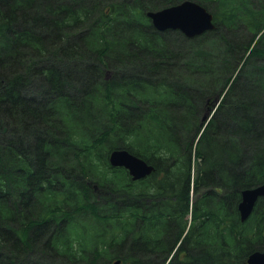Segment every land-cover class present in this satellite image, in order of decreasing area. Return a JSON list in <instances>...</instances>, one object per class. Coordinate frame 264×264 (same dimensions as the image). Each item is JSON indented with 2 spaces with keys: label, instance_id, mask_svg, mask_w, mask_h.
<instances>
[{
  "label": "trees",
  "instance_id": "16d2710c",
  "mask_svg": "<svg viewBox=\"0 0 264 264\" xmlns=\"http://www.w3.org/2000/svg\"><path fill=\"white\" fill-rule=\"evenodd\" d=\"M180 1L0 0V264L264 250V197L238 208L264 182V0H195L215 29H156L147 12ZM116 148L154 170L133 180Z\"/></svg>",
  "mask_w": 264,
  "mask_h": 264
},
{
  "label": "water",
  "instance_id": "95a60500",
  "mask_svg": "<svg viewBox=\"0 0 264 264\" xmlns=\"http://www.w3.org/2000/svg\"><path fill=\"white\" fill-rule=\"evenodd\" d=\"M147 15L156 29L161 31L179 29L188 37L197 36L215 28L213 13L194 0H182L174 5L149 10ZM210 117L211 110L208 109L202 120L207 121ZM109 160L113 166L126 167L134 180L143 178L154 170V166L145 159L123 148L113 149ZM263 196L264 182L242 191V199L238 206L242 221L251 215L257 200ZM120 262L116 260L113 264H120ZM247 264H264V250H255L250 253Z\"/></svg>",
  "mask_w": 264,
  "mask_h": 264
},
{
  "label": "rangeland",
  "instance_id": "374dc122",
  "mask_svg": "<svg viewBox=\"0 0 264 264\" xmlns=\"http://www.w3.org/2000/svg\"><path fill=\"white\" fill-rule=\"evenodd\" d=\"M157 10V9H156ZM176 30H179V29H176ZM182 32V31H181ZM183 33V32H182ZM184 34V33H183ZM186 45H188V44H186ZM36 93V92H35Z\"/></svg>",
  "mask_w": 264,
  "mask_h": 264
},
{
  "label": "flooded vegetation",
  "instance_id": "af4514ba",
  "mask_svg": "<svg viewBox=\"0 0 264 264\" xmlns=\"http://www.w3.org/2000/svg\"><path fill=\"white\" fill-rule=\"evenodd\" d=\"M240 216H241V214H240Z\"/></svg>",
  "mask_w": 264,
  "mask_h": 264
}]
</instances>
